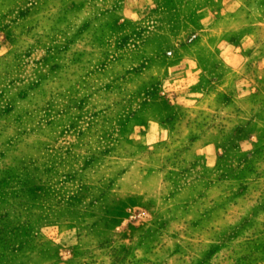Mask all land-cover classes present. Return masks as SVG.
I'll return each mask as SVG.
<instances>
[{
	"label": "rangeland",
	"instance_id": "obj_1",
	"mask_svg": "<svg viewBox=\"0 0 264 264\" xmlns=\"http://www.w3.org/2000/svg\"><path fill=\"white\" fill-rule=\"evenodd\" d=\"M0 264H264V0H0Z\"/></svg>",
	"mask_w": 264,
	"mask_h": 264
}]
</instances>
